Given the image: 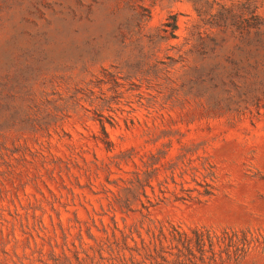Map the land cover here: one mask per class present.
<instances>
[{
	"label": "rangeland",
	"instance_id": "obj_1",
	"mask_svg": "<svg viewBox=\"0 0 264 264\" xmlns=\"http://www.w3.org/2000/svg\"><path fill=\"white\" fill-rule=\"evenodd\" d=\"M242 4L0 0V264H264V47L207 22Z\"/></svg>",
	"mask_w": 264,
	"mask_h": 264
},
{
	"label": "trees",
	"instance_id": "obj_2",
	"mask_svg": "<svg viewBox=\"0 0 264 264\" xmlns=\"http://www.w3.org/2000/svg\"><path fill=\"white\" fill-rule=\"evenodd\" d=\"M199 12L200 7H196ZM168 26L171 28V36L175 37L174 31L177 29L176 17H169ZM210 27L220 29V48L228 38H237L247 44L256 43L264 47V20L255 12V9L242 4L239 7L221 6L216 13L211 15V20L207 21ZM201 39V37H200ZM216 41V38H212ZM204 40V39H203ZM204 42V41H203Z\"/></svg>",
	"mask_w": 264,
	"mask_h": 264
}]
</instances>
